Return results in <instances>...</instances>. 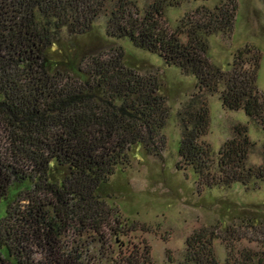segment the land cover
I'll return each mask as SVG.
<instances>
[{"label": "trees", "instance_id": "obj_1", "mask_svg": "<svg viewBox=\"0 0 264 264\" xmlns=\"http://www.w3.org/2000/svg\"><path fill=\"white\" fill-rule=\"evenodd\" d=\"M185 1L0 0V264H154L147 246L121 251L124 221L102 186L129 164L134 146L159 155L170 111L158 78L126 66L120 47L106 58L77 47L101 17L109 38H129L196 77L198 92L178 114L179 156L200 184L264 181V164L248 163L246 125L233 127L217 155L202 139L210 126L204 93L264 129L260 51L238 49L229 69L209 55L210 36L232 33L238 0L201 5L169 25L166 10ZM215 237L196 231L179 264H264V252L229 245L220 261Z\"/></svg>", "mask_w": 264, "mask_h": 264}, {"label": "rangeland", "instance_id": "obj_2", "mask_svg": "<svg viewBox=\"0 0 264 264\" xmlns=\"http://www.w3.org/2000/svg\"><path fill=\"white\" fill-rule=\"evenodd\" d=\"M140 5L148 0H139ZM220 0H186L180 7L166 10L169 25L176 26L185 13ZM101 17L92 31L78 36L75 43L90 54L106 51L103 56L124 51V64L141 75L156 76L169 107V118L162 130L163 148L159 155L148 154L140 144L133 147L128 165L110 177L102 193L117 211L122 223L119 248L125 254L147 246L154 264H179L186 253L187 239L200 229L215 232L214 250L220 261L227 256V246L236 251L248 249L264 252V181H253L250 187L234 183L230 187H205L192 168L180 162L181 127L179 112L198 92L197 79L177 66L167 65L156 53L136 47L129 38L111 39ZM69 39L64 33V40ZM106 40V41H104ZM209 41L211 61L229 69L240 48L250 45L260 51L261 64L257 85L264 92V0H238V11L231 34L212 35ZM210 111V126L203 140L216 155L223 143L233 137V127H248L254 144L248 163L264 164V129L253 122L244 110H228L219 94L204 93ZM6 212L0 203V217ZM113 220V218H112ZM122 224H118L120 227ZM108 248V247H107ZM111 251L118 252L117 246Z\"/></svg>", "mask_w": 264, "mask_h": 264}]
</instances>
